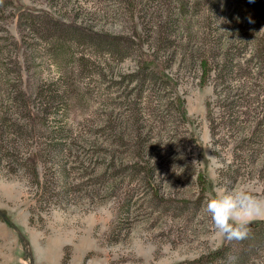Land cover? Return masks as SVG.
Wrapping results in <instances>:
<instances>
[{
	"label": "rangeland",
	"instance_id": "rangeland-1",
	"mask_svg": "<svg viewBox=\"0 0 264 264\" xmlns=\"http://www.w3.org/2000/svg\"><path fill=\"white\" fill-rule=\"evenodd\" d=\"M217 186L264 198V0H0V264H264Z\"/></svg>",
	"mask_w": 264,
	"mask_h": 264
},
{
	"label": "clouds",
	"instance_id": "clouds-1",
	"mask_svg": "<svg viewBox=\"0 0 264 264\" xmlns=\"http://www.w3.org/2000/svg\"><path fill=\"white\" fill-rule=\"evenodd\" d=\"M212 229L226 241L242 240L249 234V225L264 220V198L245 188L227 189L217 186L213 198L206 201Z\"/></svg>",
	"mask_w": 264,
	"mask_h": 264
},
{
	"label": "trees",
	"instance_id": "trees-1",
	"mask_svg": "<svg viewBox=\"0 0 264 264\" xmlns=\"http://www.w3.org/2000/svg\"><path fill=\"white\" fill-rule=\"evenodd\" d=\"M143 64L146 68H149V69H152V70H156L155 68H158V64H156V61L155 59L153 58V55H150V54H144L143 56ZM183 107H184V100L181 99L180 102H179ZM183 115H185V111L183 109ZM260 224L262 223H251L249 225V229H254V228H257ZM211 255V254H210ZM210 255L208 256H205L203 257L202 259H206V261H209V257ZM214 257V256H213ZM199 263H204L203 260H198Z\"/></svg>",
	"mask_w": 264,
	"mask_h": 264
}]
</instances>
